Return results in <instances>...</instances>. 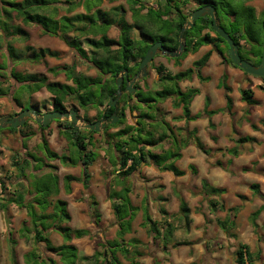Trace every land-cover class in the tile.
Returning a JSON list of instances; mask_svg holds the SVG:
<instances>
[{"label":"trees","instance_id":"obj_1","mask_svg":"<svg viewBox=\"0 0 264 264\" xmlns=\"http://www.w3.org/2000/svg\"><path fill=\"white\" fill-rule=\"evenodd\" d=\"M101 1L0 0V49L2 44H4L7 52V54H3L4 59L0 62V78H6L4 75L6 70H8L9 62L14 65L29 59L33 63H40L45 60L46 56L52 58L58 56L59 53L57 51L47 48L35 50L30 46H26L25 52H30V56L25 57L24 52L18 51L13 47L14 40L19 38L27 40L29 36L21 25H35L40 27L42 33L62 40L66 46L76 52L79 58L89 62L97 75L75 74L72 71V66L50 69L54 73L61 69L66 75V79L71 81V85H68L48 82L44 75H20L14 69H11L9 73L15 81L21 84L20 89L26 90L28 94H33L41 87H44L51 96L50 105L53 106L54 110L65 111L64 102L66 99L75 102L84 111L89 108L103 106L106 102L108 104L109 97L116 91L115 79L117 75L122 69H127L132 73L151 43L161 41L166 50H176L179 31L189 16L184 9V5L188 2L194 4L196 8L206 4L212 5L218 25L228 33L238 46L240 57L254 66H258L260 63L264 46V10L256 14L253 6L246 4L247 0H153L155 4L153 7H145V0H124L129 5L131 15L134 18H136L140 10H146L144 22L154 28V32L143 30L144 27L136 23H128L122 14L117 16L119 10L117 7L110 9V12L101 11L96 8V5L100 4ZM106 1L111 3L116 0ZM160 3L161 9H157ZM62 4L67 6V12H71L73 8L82 5L84 12L77 13L71 17L63 15L55 18L57 5ZM16 21L19 23H16ZM112 26L116 27L118 31L116 39L107 36L108 30ZM134 28L139 32V40L131 36V31ZM206 29L214 35H210L208 31L203 33V30ZM89 35L92 37H87ZM80 38H83L84 43L91 49L90 57L83 50ZM182 39L184 51L180 57L174 58L175 63H179V60L184 59L188 53L196 52L199 47L210 45L212 50L217 51L222 58V62H227L234 66L229 57L227 44L213 32L209 17L205 16L197 19L192 27L183 32ZM221 44L225 45V50L220 49ZM212 50H208L198 60L193 62L192 68L175 74L168 72L163 64H159L154 69L161 88L154 93V96L150 94L143 95L139 91H135L133 94L126 93L119 101V103L126 104V107L121 106L120 112L115 110L114 107L107 108L106 105L104 110L99 113V118H107L111 114L118 116L117 121L114 124L109 122L103 127L102 132L106 135L105 144L110 163L117 168V174L121 177V181H119L121 188L108 194V199L111 202L110 209L115 221L118 223L119 229L116 232L115 239L102 243L100 249L94 251L92 255H79L77 249L68 243L71 238L90 235V232L85 229H72L64 225L70 220L65 210L64 201L56 200L53 203L52 214L42 212L47 206L46 199L58 194V180L55 175L50 173L37 177L35 172L37 168L44 165L43 160L58 159L63 164H69L74 167L79 166L81 169V177L64 176L65 191L69 192V182L72 181L81 182L86 188L90 178L89 168L97 157L92 137L96 132L87 129L74 130L71 127V123L67 121L62 125L59 133L64 136L69 144V155H58L51 151L43 134L40 135V149L43 153V159L32 155L20 158L18 157L20 155L19 152L14 153L11 164L18 172V175L25 178L24 181L27 183L25 187L21 183H17V188L14 189L13 193H9L8 197H0V210L7 211L12 204L25 208L28 214V222L23 223L20 229L21 235L23 236L24 232L31 234L34 244H42L45 252L49 254L48 256L42 255L37 248H33L23 255L25 264H80V262H86L87 264H122L116 255L118 252L124 254L125 258L131 255L130 264H138L137 259L143 256V253L137 251L136 248L137 245L141 244V241L136 238L127 241V244L132 245L134 248V251L130 253L126 250L123 239L124 234L131 231V222L135 210L129 200L130 188L124 185V181L133 172L137 171L142 163L151 164L158 171L171 172L177 177L184 175V171L175 165V161L180 158V150L188 144V140L186 138L177 140L176 136H173L172 129L168 123L162 119H156L155 116L149 113V110H152L155 102H163L171 98L172 107L180 108L181 110V115L175 117V120L188 122L199 118V113L192 116L189 111V104L193 97L199 93V90L189 87L182 91L179 87V82L190 79L193 74L198 79L204 80L205 78L200 74V70L207 63ZM130 63H133L134 66L129 67ZM259 79L264 83V77ZM225 80L226 75L224 74L218 83V88L223 90L225 109L230 112L233 102L229 95L230 88ZM2 84L0 80V97L6 95V90L3 89ZM121 90H123V87H121ZM240 95L241 100L247 105L257 104V101L252 97L250 89H241ZM130 101H135V104L131 105ZM207 105L208 99L206 98L204 112L211 116L216 111H207ZM126 108L130 113L140 110L138 115H136L138 120L134 123H125ZM142 108L145 109L141 110ZM22 109H26V107L20 108L19 111ZM83 120L90 123L86 117ZM208 127L212 128L213 125L208 123ZM25 128H28L27 122L21 127L8 129L19 134L22 142L21 148L24 150H26L24 141L35 134V130L24 131ZM38 128L41 131L46 129L42 126H38ZM111 128L117 129L109 134L108 131ZM108 136L111 137V140H107ZM191 138L194 145L202 153L206 156L210 155V149L205 146L199 137L195 136V131L191 132ZM169 139L173 140L172 146L174 150H169L171 148L169 147L160 153L152 151L153 147ZM214 139L212 137V140ZM233 142L234 146L226 148L225 152L235 157L240 152L239 146L244 143H255L256 140L249 136H240ZM34 163L35 165H33ZM217 164L219 165L220 163ZM26 169L29 170L30 179L25 175ZM189 169L191 174H195L196 171L192 165H189ZM250 188L264 202V195L259 193L258 185L252 184ZM3 189L4 187L1 186V191ZM225 192V188L212 186L206 179L200 180V193L206 199L209 212L211 214L222 211L226 213L222 219L215 218L216 225L228 238H233L235 235L231 233V230L234 228L235 222L231 216L235 217L234 213H236L237 207L225 208L224 203L219 198ZM26 196H29L30 199L26 198ZM237 196L245 199L241 195ZM178 198V212L175 215H169L162 210V214L170 219L181 220L185 226H188L190 209L180 196ZM35 204L41 209L39 212L36 211ZM96 204V201L91 203L92 208H94L91 216L93 224L98 226L100 215L96 210ZM263 210L264 204L250 214L249 222L253 229L257 227L256 218ZM162 220L161 225L158 221L151 220L149 214L144 212L141 226L146 228V232L154 240H157L162 248H166L168 245L171 248H177L178 246L190 244L189 242L173 240L175 228L166 218ZM262 226L264 227V221ZM49 229L59 233L63 240L61 245L53 246L51 244L49 238L45 235ZM258 255L250 254L247 245L239 244L235 252L234 264H254L255 260L259 258ZM153 264L158 263L154 260Z\"/></svg>","mask_w":264,"mask_h":264},{"label":"rangeland","instance_id":"obj_2","mask_svg":"<svg viewBox=\"0 0 264 264\" xmlns=\"http://www.w3.org/2000/svg\"><path fill=\"white\" fill-rule=\"evenodd\" d=\"M246 4L253 6V8L256 10V14H259L260 12L264 10V0H247ZM153 6H155L153 0H145V7H153ZM66 7L67 6L63 4L57 5V12L55 14V18H58L63 15L71 17L72 15H75L77 13L84 12L82 5H79L78 7L73 8L71 12H67ZM115 7L119 8L117 16H119V14H122L128 23H131V24L136 23L137 25L144 27L145 29L143 28V30H148L150 32L155 31L154 28H152L150 25L144 22V18L146 17L145 16L146 10H140L139 14L136 16V18H134V16L132 17L131 15L129 5L124 0H116L111 3L107 2L106 0H102L100 4L96 5V8L100 9L101 11H109V12H110V9L115 8ZM157 9H161V3L159 6H157ZM184 9L186 13L190 14L193 10L196 9V6L188 2L184 5ZM46 12H48V10H46ZM16 23H19V22L16 21ZM97 23H99V21H97ZM21 26H23V28L28 32L29 36L27 40H23L20 38L14 40L13 47H15L18 51L24 52L25 57L30 56V52L28 53L25 52L26 46H30L34 48L35 50H38L40 48H47L52 51H57L59 54L56 58L46 56L45 60L40 63H33L29 59L24 60L23 63L14 64V65L9 62L8 70H6L5 75H4V77L6 78H3V77L0 78V80L3 83L2 87L3 89L6 90V95L0 97V117L12 115L13 113H17L20 108H23V107L28 108L30 104L38 107L41 111H44V110L46 111V110L51 109V105H50L51 96L45 90V88L41 87L37 92L33 94H28L26 90L20 89L21 84L15 81L13 77L10 75L9 72L11 69H14V71L19 73L20 75H29V74L44 75L47 78L48 82H58V83H63V84H68V85H71V81L66 79V75L61 69L57 73L50 71V69L72 66L73 69L72 68L71 69L73 73L75 74L81 73L87 76L97 75L95 69L91 67V64L89 62L79 58L76 52L70 49L68 46H66V44H64V42L60 40L58 37H54V36H50V35H46L42 33L40 27H37L35 25H29V26L21 25ZM207 31H208L207 29L203 30V33ZM209 33L212 36L214 35L211 32ZM107 36L111 37L112 39H116L118 36V31L116 27L112 26L108 30ZM131 36L134 39H140L139 32L135 28L131 31ZM87 37L91 38L92 36L89 35ZM80 40L82 42L81 46L83 50L86 51L87 55L90 57L91 49L84 43L83 38H80ZM223 45L224 44H221L222 48L225 50V45L224 46ZM241 45L243 44L241 43ZM202 47L203 46L199 47V49L196 52L188 53L187 56L185 57L186 59L179 60V63H175V60H171V58H169L168 60L162 56L154 57L153 60L147 66V72L149 76L137 82L136 83L137 89L135 90L141 92L143 95L150 94L154 96V93L161 88L160 86L161 84H159L158 82V76L154 68L158 66V64H163L166 70L170 73L176 72L177 71L176 67L178 66H180L178 69L179 71H184L185 69L192 68L193 62L198 60L205 52H207L208 46L204 48ZM5 48H6L5 45L2 44V48L0 49V62L4 59L3 54H7ZM209 67L210 68L208 71L214 74V75L211 74L210 76L211 81L209 83L206 84V82H204L205 79L200 80L196 77L195 74H193L192 78L186 81H182L179 84V87L182 91L186 90L189 87H194V85L199 86V89L202 90V95H200L199 97L195 99L194 101L195 104L202 105L203 103H205V98L206 97L208 98L207 95H213V92H211L212 91L211 89L218 88V83L222 76L220 77L217 83L216 74H218V72L216 73V71L213 70V67H215L214 64ZM225 82H227V80H225ZM245 88H248V86H246ZM254 90L257 93L258 99L262 100L264 96V93H263L264 88L257 86L254 88ZM230 92H231V89H230ZM122 96H123V93L120 95V98L117 101L118 103L121 100ZM212 99H211L212 102H216V98L214 95ZM130 104L134 105L135 101H130ZM64 105H65L66 111H69L72 108L76 110L80 118L79 123L83 124L85 123V121L83 120L84 117H86L90 122L99 120L98 115L100 112L104 110V108L107 105V102L104 103L103 106L89 108L87 111L82 110L76 105L75 102L68 100V99H66V101L64 102ZM118 106L126 107V104L121 102L118 104ZM143 109L145 108H142L141 110ZM196 110L197 109H194V112H196ZM235 110L238 111L239 108H235ZM240 110L243 111V109H240ZM139 111L140 110H135L134 112L130 113L128 109L126 108L125 123L126 124L134 123L136 120H138L136 115H138ZM253 112L254 114L251 116L252 118L261 117V116L264 117V101L261 102L259 107L253 110ZM149 113L155 116L156 119H162L165 122H167L169 127L172 129V131L171 130L170 131L172 132L173 136H176L177 140H182L183 138H185L186 131L190 128V126L184 120L179 121V120L174 119L175 117H178L181 115V110L180 108L176 109L172 107L171 98H168L163 102H160V101L157 103L155 102L153 104L152 110H149ZM63 121H66V120H60V123H62ZM107 124H109V120L105 121L104 126H106ZM235 124L236 123H233V126ZM220 126H222V123L220 124ZM117 128H111L108 131V133L109 134L112 133ZM29 129L35 130V134L31 137V139L24 141V143L26 144V150H23L21 148L22 142H21V138L18 133L11 132L8 129L0 130V167H1L0 168V183L1 182L5 183V186L7 189L6 191H1V187H0V195L8 194L9 192H11V190L14 191V189L17 188V183H21L23 187L26 186V182L24 181V178L18 175V172L15 170V168L11 164L14 153L19 152L20 155H18V157L20 158L28 157V155H32V156H37L43 159V155H42L43 153H42V150L40 149V134L37 133L38 129H37L36 124L34 122H29L28 128H25L24 131H27ZM58 131H59V128H58V123L56 121L52 122L50 127L45 130L44 136H45V139L48 141V148L51 151H55L59 155H69L68 153L69 144L64 138V136L61 135ZM102 131H103V128H101V125H100V131L96 132V134H93L92 136L93 137V147H94V150L97 152V157L89 168L91 178L89 179L88 183L90 184L91 188L89 186V190H86V188L82 185L81 182H71V186L74 187V199H75L74 201L75 202L80 201L79 205H82L84 208L87 209L86 212L88 213V216H89L88 223L93 221L91 212L94 208H92L93 206H91V203L92 201H96L97 203L96 208H97L98 213L101 215V219H102V226L98 231L101 232L103 229H105L106 234H108L106 236H110L113 238L115 235L116 227H115V224L112 223L113 215H112L110 207L107 204V201H108V194L111 191L119 190L121 188L119 184L120 176L114 173L117 168L110 163V158L106 150L107 146L105 144L106 135H104ZM228 134H232V133L229 132ZM209 136L206 137L208 138V141L210 138ZM237 137L238 136H236L235 138ZM263 138H264V133H263ZM232 139H234V137ZM107 140H111V137L108 136ZM172 141H173L172 139L166 140L162 142L160 145L153 147L152 151L155 153H160L161 151L166 150L168 147H171L169 150L172 151L174 150L172 146ZM204 142H206L205 139L203 140V143ZM227 143L228 145L224 147H216V145H213V143H210V147L209 146L207 147L212 151V153H210V155L204 159V162H205L204 166H206L207 164L210 166H213V165L216 166L217 163H222V165H225L227 167L228 166V161L226 159L227 155L224 152L222 153L216 150L218 148L225 150L226 148H230L234 146L233 141H228ZM250 146L252 147V145ZM249 150L251 149L248 148V146H245L241 148L240 151H242L244 155H246L248 152H250ZM258 154L259 152L257 154L251 153L249 154V157L253 159H258L259 158ZM201 155L202 154H200L199 157H195L193 159V162H191L193 164H189V165H193L194 167H196L197 165L198 169L201 172V176H204L206 171L204 170V167L202 165ZM187 160H188V154H185L184 156H182V158L175 161V164L180 169H183L186 171L187 177L183 178L182 180L180 179L177 181L173 180L171 182H168L167 186L169 184V189L172 188V190H170L172 191V193L168 192L166 196L168 197L169 200L173 197H176L177 203L179 206V198L177 197L178 196L177 193L179 191L180 192L182 191L183 193H185L184 187L188 186L189 188L188 193L182 196L181 198L185 200L184 198L186 197L189 200V202H187V206L191 205L192 208L195 209L192 211L190 210L191 214L189 215L191 216L193 214L195 216L197 214L196 209L198 208H196L197 206H195L194 203H191L190 200L194 196L202 195V194L196 193V191H199V189L197 186L193 185V180L190 175H194V174H191L189 165H188L189 161L187 162ZM43 164L45 165L43 166L44 167L43 172H48L51 168H55V172L60 174V179H61L60 180V190H61L60 197L61 198L63 197L65 193L63 191V176L67 175V173L69 174L72 173V175L80 177V169H79L80 167L79 166L73 167V169L69 171L68 169L61 168L63 167V165H61V163L56 159H53V160L45 159ZM33 165H35V163ZM146 166H149V165L147 163L146 164L142 163V165L140 166L143 175L149 174L148 170L146 169ZM64 167H67V166H64ZM56 169L58 170L61 169V170L58 171ZM51 170H54V169H51ZM7 172H8L7 174L8 177L6 175ZM25 175L29 177V170L26 169ZM247 180L249 182L255 183V181H252L254 180L252 178L247 179ZM132 182L134 183L133 192L136 193V197L133 200V202L136 206L139 207V210L141 207L145 209V207L142 206L143 204H140L139 201L142 199V197H146L148 195L149 197H154L156 194L151 193L152 189H150V192H147L143 186L136 185L137 184L136 179L133 176L127 177L124 181V185L130 186ZM145 183H147V181H145ZM173 189L177 193L175 192L173 193ZM249 189L252 190L250 186H249ZM244 190H246L245 186L242 185L241 187H239V191L241 192L240 193L238 192V194L236 195H241L245 199H241L238 196L236 197V195L234 194L231 195L232 197L237 198L238 200L239 205L237 204L233 206V207H237L236 213H234L235 214L234 221L236 222V228L238 229L241 227V230L242 228H244L250 223L249 216L252 213V210H254V206L250 205V203L244 204V201L246 200V197L242 194ZM248 192L250 191L248 190ZM251 192L254 193V191H251ZM232 200L233 198L230 197L227 200V203L231 204ZM224 202L225 201L223 200V203ZM198 205L200 207L199 209H203L205 212L203 214L204 224L194 225L192 218L190 219L188 226H185L183 221L181 220H177L176 222L171 221L172 225L176 224V226L179 227L177 228V230H180L179 234H177L176 241L189 242V243H198V242L203 243V240L206 237H210L208 238V242L209 243L211 242V244H213V241L216 240L217 235L220 234L218 226L216 225L215 219H214L218 217L222 219L220 212L211 214L209 212V208L207 206V202L205 198L204 199L202 198L198 202ZM168 206H170V204H168ZM146 207L148 209V212L151 218L153 217L156 220H158L159 219V208H160V205L158 204V202H154L152 205L147 204ZM70 213L76 216L75 211L73 207L71 206H70ZM135 215L136 216L132 222V227L134 228V231H135L134 235L140 239L141 247L143 248V253H146V250L149 249L148 246L151 241V235L146 232L145 227L141 226V223L143 221V214L141 213V211L137 212ZM26 217L27 216H26L25 210L23 209L21 210L14 205L9 206L7 212H0V264H12L11 263L12 259H14L15 264H21L22 253H24L29 247L35 245L31 234L28 235L26 238H22L19 236L18 232H16V230L21 227L22 223L27 221V219H25ZM167 218L168 217H166V219ZM73 219L75 220L74 221L75 223L72 224L73 227L75 228L84 227V224L80 221L81 219L79 218L77 219L76 217H73ZM259 219L262 220V218H259ZM158 222L162 224L163 220H159ZM261 229H264V227H262L260 224L259 232L262 231ZM9 231L12 232V238H11L12 241L16 243L15 248L12 253L10 252V248H11L10 246L12 244L8 242V232ZM262 232L264 233V230ZM93 237L94 236H91V238ZM225 239H226V242L222 241L221 244H226L230 248H232L233 246L236 248L238 247L239 245L238 240L235 242L233 241L229 242L227 241V239L229 238L226 236H225ZM262 240L264 241V234L262 235ZM100 245L101 243H98V247H97L98 249H100ZM151 249L154 250L155 248L153 247ZM231 254L232 252H230L229 254V259L232 256ZM231 259H233V256L231 257Z\"/></svg>","mask_w":264,"mask_h":264},{"label":"crops","instance_id":"obj_3","mask_svg":"<svg viewBox=\"0 0 264 264\" xmlns=\"http://www.w3.org/2000/svg\"><path fill=\"white\" fill-rule=\"evenodd\" d=\"M109 38H111V37H109ZM207 46H208L207 51L212 50V47L210 45H207ZM204 47H206V46H203L202 48H204ZM220 49H223L222 46H220ZM224 55H225V53H224ZM185 59L186 58H184V60ZM168 60H169V57H168ZM213 64L215 66V67H213V70L216 71V73L218 72V74H216L217 83H218L220 77L222 76V74L226 75V80H227L226 83L231 89V92L229 95L232 98V102H233L231 111L229 112L225 109L223 90L220 88H217V89L213 88V89H211L212 90L211 92H213V95L216 98V102L211 101V99L213 98V95H207L208 98L207 97L206 98L208 99V105H207L206 110L207 111H216V112L214 114H212L211 116L207 115L204 112V103L202 105L194 103L195 99L197 97H199L200 95H202V90L199 89V86L194 85L193 88H197L199 90V93L196 94L193 97V99L191 100V102L189 104V111H190V115L193 116V115H196L199 113L200 117L196 118L195 120H190L187 122L190 126V128L186 131V136H185V138L188 140V144L184 148H181V150H180L181 157L180 158H182V156H184L185 154H188L187 162L189 161L188 162V165H189V164H193L191 162H193V159L195 157H199L200 154H202L201 155L202 165H203L206 173L204 176H201V172L198 169V166L196 165V167H194L192 165L196 171L194 175H190L192 180H193V185L197 186L199 191H200V180L206 179L208 181V183L211 184L212 186L225 188L226 192L224 194H222L219 198L222 202H223V200L225 201L224 206L226 209L233 207V206L238 204L237 198H234L231 195L232 194L236 195V194H238V192L240 193L241 191H239V187H241L243 185V186H245V189H246L242 192V194L246 197L244 204L250 203V205L254 206V210H252V212H253L257 208H259L261 205L264 204V202L256 194L251 192L252 190L249 189L250 185L257 184L259 193L264 195V138H263L264 117L263 116L256 117V118L251 117L254 114V112H256V111L253 112V110H255L257 107H259L261 102L264 101V96H263L262 100L258 99L257 93L254 90V88L257 86L264 88V83L259 79V77L246 75L237 67H234V66L228 64L227 62H222V58L219 56L217 51L212 50V53H211L207 63L202 67V70L200 71V74L202 73L201 75L205 78L204 82H206V84L211 81V79H210L211 74L214 75L213 73L208 71L210 68L209 66H211ZM179 67L180 66L176 67L177 71L172 72V74L180 72L178 70ZM187 80H189V79H187ZM182 81H186V80H182ZM182 81H180L179 84ZM246 86H248V88H245ZM241 89H250L252 91V97H253V99H255L257 101V104L256 105H247L244 101H242L241 96H240V90ZM219 97H220V99H219ZM216 104H218V105H216ZM30 105L33 106L32 104H30ZM235 108H239V110L236 111ZM194 109H197L196 112H194ZM240 109H243V111H241ZM198 111H200V112H198ZM208 123H211L213 125V127L209 128ZM221 123H222V126H220ZM233 123H236V124L233 126ZM193 131H195V136L199 137L202 142L204 139L206 140V142H204L206 147L207 146L210 147V143H213V145H216V147H224V146L228 145V143H227L228 141H234L236 139L235 138L236 136H238V137L249 136V137L254 138L256 140V142L255 143H244L243 145L239 146L240 150H241V148H243L245 146H248V148H250L251 150H249L250 152H248L246 155H244V153L242 151H240L239 154L235 157L229 155L228 153L225 152V150H223L221 148L216 149L217 151L222 152V153L224 152L227 155V158H226L228 161L227 167L225 165H222V163H220L219 165L217 164L216 166H214V165L210 166L208 164L206 166H204V163H205L204 159L208 156H206L204 153H202L192 142L191 132H193ZM229 132H231L232 134H228ZM241 133H242V135H241ZM207 136L210 137L209 141H208V138H206ZM212 137H214L215 139L212 140ZM233 137H234V139H232ZM29 139H31V138H29ZM47 143H48V141H47ZM250 145H252V147ZM53 152H55V151H53ZM258 152H259V154H258L259 158L258 159H253V158L249 157V154H251V153L257 154ZM210 153H212L211 150H210ZM56 160H58V159H56ZM44 161L45 160H43V162ZM253 162H254V164H253ZM61 165H63V167H61V168L68 169L69 171L72 170L74 167V166L71 167V165H69V164H63V163H61ZM148 165L149 166H146V169L148 170L149 174L143 175L142 170L139 167V169L137 171L133 172L130 176L135 177L136 183H137L136 185L143 186L147 192H150V189H152L151 193H155L156 195L154 197H149V195L146 197H142V199L139 201V203L143 204L142 206L145 207V209H143L141 207L139 210V207L136 206L133 202V200L136 197V193L133 192L134 191L133 190L134 183L132 182L130 184V186H128L130 188L129 200L131 202V205L134 206V208H135L134 214H133V219L136 216L135 214L139 211H141L142 214L144 212H147L149 214L146 205L147 204L152 205L154 202H158V204L160 205L159 219L156 220L153 217L151 218L150 215L149 216H150L151 220L159 221V220L166 218L165 215L162 214V210L164 212L168 213L169 215H175L177 213V210H178V203H177L176 197H173L169 200L168 197L166 196L168 194V192L172 193V191H170V190H172V188L169 189V184L167 186V183L171 182L173 180H176V181L180 180V179L182 180L183 178L187 177V173L185 170L181 169L184 171V175L177 177V176H174L171 172H166V171L161 172V171H158L157 168L154 167L153 165H150V164H148ZM43 166H45V165H43ZM43 166L36 169V172H35L36 176L40 177V176L47 174V173L55 175L57 177V180H58V183H57L58 194L56 196L52 195L46 199V201H47L46 205L47 206L42 212L45 214H52L53 203L56 200L64 201L65 202V210L70 217V220L67 223H64V225H67L68 227H70L72 229H85V230H88L90 232V235H85V236H82L80 238H71L70 242H68L69 244L73 245L77 249L78 254L83 255V256H90L94 253V251L98 250V248H97L98 243L102 244L105 241L115 239L116 238V232L118 231L119 228L117 226L118 223L116 221H114L115 220L114 216H113V222L112 223L115 224L116 230H115V235L112 238L110 236H106L108 234H106L105 229H103L101 232L98 231L102 226V219H101L100 214H99L100 215V221H99L98 226H95L93 224V222L88 223L89 216H88V213L86 212L87 209L84 208L82 205H79L80 201H76V202L74 201L75 200L74 199V187L71 186V182H69V188H70L69 192L65 191L64 176H63V191L65 193H64L62 198L60 197L61 196L60 174L55 172V168H51V167H49V168L54 169V170L50 169L48 172H43V170H44ZM64 166H67V167H64ZM75 167H77V166H75ZM56 170H58V169H56ZM60 170L61 169H59L58 171H60ZM25 172H26V170H25ZM114 173L117 174V170ZM67 175L77 177L75 175H72V173H70V174L67 173ZM143 176H145V177H143ZM80 177H81V169H80ZM90 178H91V174H90ZM250 178L254 179L252 181H255V183L249 182L247 180ZM194 180H196V181H194ZM119 181H121V177H120ZM145 181H147V183H145ZM1 186L4 187L3 191L7 190L5 183L1 182L0 187ZM89 186H90V184L86 187V190H89ZM90 188H91V186H90ZM188 190H189V188H188V186H186V187H184L185 193H183L182 191L181 192L179 191L177 193V192H175L174 189H173V193L175 192L178 194V196L182 197L188 193ZM248 190L250 192H248ZM199 191H196V193L199 194L200 193ZM9 193H13V190H11V192H9ZM9 193L5 194V195L4 194L0 195V197H8L10 195ZM230 197L233 198V200H232L231 204H228L227 200ZM236 197H237V195H236ZM26 198L30 199L29 196H26ZM202 198L204 199L203 195H196L190 200V202L194 203V205L197 206L196 208H198V209H196L197 214L195 216L193 214L191 216L189 215L190 216L189 219L192 218L194 225L204 224L203 214L205 212L203 209H199L200 207L198 205V202ZM28 199H26V200H28ZM184 199H185L184 201L187 204V202H189V200L186 197ZM202 203H204V202H202ZM107 204L110 207L111 202L109 199L107 201ZM168 204H170V206H168ZM240 205H242V204H240ZM70 206L73 207L76 216L74 214L72 215L70 213ZM188 207L191 211L195 210L192 208L191 205H188ZM17 208H19L21 210L22 209L25 210L26 216H27L25 218V219H27V221H25V222L27 223L28 222L27 210L23 207H17ZM35 209L37 212H39L41 210L39 208V206H37L36 204H35ZM96 210H97V208H96ZM191 211H190V214H191ZM0 212H7V211L0 210ZM220 214L223 218L226 213L220 212ZM73 217H76L77 219L78 218L81 219L80 221L84 224V227L83 228L73 227L72 224L75 223L74 222L75 220L73 219ZM231 218L234 219L235 217L231 216ZM259 218H262V220ZM133 219H132V222H133ZM166 220L170 221V222L171 221L176 222L178 219L174 220V219H170L168 217ZM259 220H261V221H259ZM263 221H264V210L261 211L256 218L257 227L255 229H253V227L251 226L250 223L247 226H245L244 228H242V230H241V227L237 229L236 228V222L234 221L235 225H234V228L231 230V233H233L235 235V237L227 239V241H229V242H232V241L235 242L238 240L239 244L247 245L248 246V252L252 255L259 254L258 255L259 258L255 260L254 264H264V241L262 240V235L264 234L262 231L264 229H261L262 231L259 232L260 224L262 226ZM132 222H131V231L127 234H124V236H123L125 248L130 253L134 251V248L132 247V245H128L127 241L132 239V238H136V239L140 240L137 236L134 235L135 231H134V228L132 227ZM23 223H22V225H23ZM22 225H21V227H22ZM21 227L19 229H17L16 232H18L20 237L26 238L30 234H26L24 232L23 236H22L21 235L22 233L20 231ZM173 227L175 228V230L173 231V240L176 241L177 234H179L180 230H177V228H179V227H177L176 224H173ZM10 232L11 231L8 232V242L10 244H12L10 246L11 247L10 252L12 253L14 248H15L16 243H14L12 241V239H11L12 238V232L11 233ZM93 232H95V233H93ZM219 232H220V234L217 235V238H216V240L213 241V244H211V242L210 243L208 242V238H210V237H206L203 240V243H199V242L198 243H190L189 245H182V246H178L177 248H171L169 245L166 248H162V246L159 244V242L157 240L155 241L151 236V241H150V244L148 246L149 249L146 250V253H143V248L141 247V244L137 245L136 250L143 253V256L139 257L138 259L136 258L137 262H138V264H153L154 260H155L158 264H234L235 252H236L237 248L234 246L232 248H230L226 244H221L222 241L226 242V239H225L226 235L220 229H219ZM45 235L49 238V240L53 246H59L63 243V240H62L61 236L59 235V233H57L53 229H49L45 233ZM91 236H94V237L91 238ZM58 239H59V241H58ZM153 247L155 248L154 250L151 249ZM33 248H37L39 250V252L42 253V255H45V256L49 255L45 252L42 244H38V245L35 244L34 246L29 247L24 253H22L21 264H25L24 260H23V255ZM230 252H232L231 255L233 256V259H231L232 256L229 259ZM116 255L122 264H130L131 255H128L127 256L128 258H125V255L122 253H119V252ZM11 263L15 264L14 259H12ZM80 264H87V263L86 262H80Z\"/></svg>","mask_w":264,"mask_h":264},{"label":"water","instance_id":"obj_4","mask_svg":"<svg viewBox=\"0 0 264 264\" xmlns=\"http://www.w3.org/2000/svg\"><path fill=\"white\" fill-rule=\"evenodd\" d=\"M205 16L210 18L211 28L213 32L216 33L227 44L229 49V57L232 64L248 75L259 78L264 77V46L262 48L261 59L258 66H254L248 61L242 59L238 52V46L233 42V40L228 35V33H226L218 25L213 6L206 4L193 10L185 20L184 25L180 29L178 34V47L176 50L171 51L164 49L162 43L159 41L153 43L148 47L144 56L139 62V70L141 71V74L135 76L132 80L129 81V83H126L124 91L129 94L134 93V87H133L134 82L136 81V79L146 75V70H145L146 65L151 62V60L156 54L169 58L179 57L184 51V43L182 39L183 32L188 28L192 27L197 19ZM123 73L126 76L127 74L126 70H124ZM122 80H123L122 76H118L115 79L116 91L109 97L107 108L110 107L116 108L115 103L121 94L120 85ZM108 119L111 122V124H114L117 121L118 116H116L115 114H111L108 117ZM28 120H32L37 125L43 127H46L51 121L54 120H58V121L68 120L71 123V127L74 130L87 129L94 132L100 131V125L104 123V120L100 119L94 122H90V123L85 122L83 124H80L79 118L77 116V112L73 108L70 109L69 111L51 110L43 114H39L31 107H28L26 109H22L14 116L0 117V129H5V128L13 129V128L21 127Z\"/></svg>","mask_w":264,"mask_h":264},{"label":"flooded vegetation","instance_id":"obj_5","mask_svg":"<svg viewBox=\"0 0 264 264\" xmlns=\"http://www.w3.org/2000/svg\"><path fill=\"white\" fill-rule=\"evenodd\" d=\"M137 40H139V39H137ZM155 42H158V41H155ZM155 42H153V43H155ZM159 42H161V41H159ZM153 43H151V45L153 44ZM162 43V42H161ZM162 45H163V43H162ZM178 47V46H177ZM163 48H164V45H163ZM165 49V48H164ZM177 49V48H176ZM156 56H162V55H159V54H156L154 57H156ZM181 56V55H180ZM179 56V57H180ZM153 57V58H154ZM162 57H164V56H162ZM165 59H168V57H164ZM178 58V57H177ZM174 58H171V60H173ZM153 60V59H152ZM151 60V61H152ZM149 64V63H148ZM148 64L146 65V68H145V70H146V75L145 76H142V77H140V78H138V79H136V81L134 82V84H133V87H134V92L136 91L135 89H137V87H136V83L137 82H139V81H141L142 79H144L145 77H147V76H149L148 75V72H147V66H148ZM159 65V64H158ZM134 66V64L133 63H130L129 64V67H133ZM124 70H126V76L124 75ZM244 73V72H243ZM141 74V71L139 70V62H138V66L137 67H134V70H133V72L131 73L130 71H128L127 69H122L121 70V72L117 75V77L118 76H122L123 77V80H122V82H121V85H120V91H121V94L123 93V95L124 94H126L125 93V85H126V83H129V81L130 80H132L135 76H137V75H140ZM248 75V74H247ZM116 86V85H115ZM121 87H123V90H121ZM120 94V95H121ZM119 98H120V96H119ZM118 98V99H119ZM128 98V97H127ZM118 101V100H117ZM116 101V103H115V110H118L119 112H120V110H121V106H118V102ZM29 107H31L32 109H34L35 111H37L39 114H43V113H45V112H48V111H51V110H54L53 109V106L51 105V109L50 110H44V111H41L38 107H36V106H29ZM66 111V110H65ZM77 112V111H76ZM18 113V112H17ZM16 113H13L12 115H7V116H14ZM77 116H78V114H77ZM109 117V116H108ZM108 117L107 118H104V117H100L99 118V120L100 119H102V120H104V123H105V121L106 120H109L108 119ZM79 118V117H78ZM80 119V118H79ZM57 122L58 123V128H59V131H60V128L62 127V125H64V123L65 122H67V121H63L62 123H60V121H58V120H54V121H51L46 127H43V128H46V129H48L49 127H50V125L52 124V122ZM29 122H33L32 120H28L27 121V123L29 124ZM110 122V121H109ZM104 123H102L101 124V128H103L104 127ZM36 124V123H35ZM36 126H37V129H38V132L37 133H39L40 135L41 134H43L44 135V132H45V130H40L39 128H38V126H40V125H37L36 124ZM5 129H9V128H5ZM58 131V132H59Z\"/></svg>","mask_w":264,"mask_h":264}]
</instances>
